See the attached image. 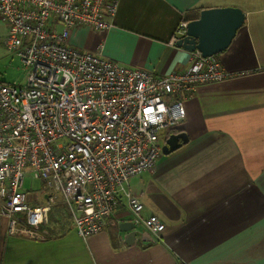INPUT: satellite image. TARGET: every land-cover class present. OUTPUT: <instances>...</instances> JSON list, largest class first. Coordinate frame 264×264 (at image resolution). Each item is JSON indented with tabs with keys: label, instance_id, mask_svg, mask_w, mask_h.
<instances>
[{
	"label": "built area",
	"instance_id": "1",
	"mask_svg": "<svg viewBox=\"0 0 264 264\" xmlns=\"http://www.w3.org/2000/svg\"><path fill=\"white\" fill-rule=\"evenodd\" d=\"M118 2L0 0L4 46L27 71L21 84L0 81V216L9 236L47 240L60 201L78 236L88 238L104 230L121 197L134 227L155 237L166 229L158 216H142L143 204L126 184L155 171L196 88L234 74L217 55L197 50L180 70L158 76L69 43L78 28L109 30ZM27 176L39 189L25 190Z\"/></svg>",
	"mask_w": 264,
	"mask_h": 264
},
{
	"label": "crops",
	"instance_id": "2",
	"mask_svg": "<svg viewBox=\"0 0 264 264\" xmlns=\"http://www.w3.org/2000/svg\"><path fill=\"white\" fill-rule=\"evenodd\" d=\"M118 3L109 30L78 28L69 43L158 76L188 61L190 52L176 41L189 12L235 7L246 15L217 55L234 76L199 86L185 102L187 118L176 132L185 131L188 143L126 184L142 202V216H158L166 229L159 237L143 226L122 231L133 218L125 197L104 230L88 238L72 220L53 224L55 218L47 240L9 236L0 216V264H264V0Z\"/></svg>",
	"mask_w": 264,
	"mask_h": 264
},
{
	"label": "water",
	"instance_id": "3",
	"mask_svg": "<svg viewBox=\"0 0 264 264\" xmlns=\"http://www.w3.org/2000/svg\"><path fill=\"white\" fill-rule=\"evenodd\" d=\"M200 13L197 20L187 22L186 33L178 38L176 45L188 52L200 51L206 57L219 55L228 49L246 20L245 12L235 7L204 9ZM188 140L185 131L169 134L164 141L163 154L180 149ZM133 228L134 223L121 225L122 231Z\"/></svg>",
	"mask_w": 264,
	"mask_h": 264
},
{
	"label": "rangeland",
	"instance_id": "4",
	"mask_svg": "<svg viewBox=\"0 0 264 264\" xmlns=\"http://www.w3.org/2000/svg\"><path fill=\"white\" fill-rule=\"evenodd\" d=\"M25 66L21 62L17 56L13 55L9 52V50L4 46V44H0V81L5 84H21L25 81L27 71H25ZM162 135L167 133L166 130L160 132ZM41 182L39 180H32L30 177H26L25 179V190L35 191L39 189ZM60 201L54 206L51 215H50V223L52 218L53 224H58L63 221V219L71 220V217L66 211V207L62 206V209H57ZM53 212H55L54 217L52 216ZM52 216V217H51ZM55 222V223H54Z\"/></svg>",
	"mask_w": 264,
	"mask_h": 264
},
{
	"label": "trees",
	"instance_id": "5",
	"mask_svg": "<svg viewBox=\"0 0 264 264\" xmlns=\"http://www.w3.org/2000/svg\"><path fill=\"white\" fill-rule=\"evenodd\" d=\"M202 10H199V9H195V10H192V12H189V14H187L185 16V20L186 22H190V21H193V20H197L199 17H200V12Z\"/></svg>",
	"mask_w": 264,
	"mask_h": 264
},
{
	"label": "flooded vegetation",
	"instance_id": "6",
	"mask_svg": "<svg viewBox=\"0 0 264 264\" xmlns=\"http://www.w3.org/2000/svg\"><path fill=\"white\" fill-rule=\"evenodd\" d=\"M172 133H178V132H176V131H171V132H169V134H172Z\"/></svg>",
	"mask_w": 264,
	"mask_h": 264
},
{
	"label": "snow or ice",
	"instance_id": "7",
	"mask_svg": "<svg viewBox=\"0 0 264 264\" xmlns=\"http://www.w3.org/2000/svg\"><path fill=\"white\" fill-rule=\"evenodd\" d=\"M150 111V110H149Z\"/></svg>",
	"mask_w": 264,
	"mask_h": 264
}]
</instances>
